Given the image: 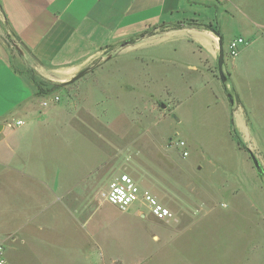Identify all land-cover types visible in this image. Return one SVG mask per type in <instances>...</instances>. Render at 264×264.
I'll return each mask as SVG.
<instances>
[{"label":"rangeland","instance_id":"rangeland-1","mask_svg":"<svg viewBox=\"0 0 264 264\" xmlns=\"http://www.w3.org/2000/svg\"><path fill=\"white\" fill-rule=\"evenodd\" d=\"M207 1L200 20L219 30L226 86L219 58L204 44L165 32L122 53L111 47L103 56L110 60L43 97L50 103L41 121L91 122L107 137L99 136L100 151L76 143L73 158L111 160L115 176L130 175L173 213L166 223L145 203L128 212L108 204L107 230L99 236L104 252L93 248L87 264H264V177L252 158L264 168V58L251 18L264 0ZM239 38L248 45L232 57L229 44ZM0 39L13 66L41 81L37 62L9 33L1 11ZM55 96L59 102H51ZM241 117L251 124L250 137ZM97 189L101 202V182ZM9 237L0 236L7 264L54 262L30 257L25 243ZM69 256L61 264L77 260Z\"/></svg>","mask_w":264,"mask_h":264},{"label":"crops","instance_id":"crops-1","mask_svg":"<svg viewBox=\"0 0 264 264\" xmlns=\"http://www.w3.org/2000/svg\"><path fill=\"white\" fill-rule=\"evenodd\" d=\"M205 7H211L207 0H0L9 33L37 62L38 77L63 85L111 47L122 53L123 43L149 31L151 36L127 46L165 32L188 33L219 58L220 38L194 26L209 25L200 20ZM255 15L251 18L264 58V8ZM35 80L13 66L0 39V236H10L14 245L21 240L30 257L61 264L60 257L71 255L77 260L64 264H87L93 248L104 252L99 236L109 217L102 211L112 206L106 195L120 175H114L111 160L73 158L72 146L78 142L81 149H104L99 136L105 135L91 122L41 121L44 99ZM19 120L24 124L9 126ZM240 121L250 137V122ZM137 214L146 216L141 209Z\"/></svg>","mask_w":264,"mask_h":264},{"label":"built area","instance_id":"built-area-1","mask_svg":"<svg viewBox=\"0 0 264 264\" xmlns=\"http://www.w3.org/2000/svg\"><path fill=\"white\" fill-rule=\"evenodd\" d=\"M245 45H248V43L242 38L232 41L229 44L230 55L232 57L237 56L239 49ZM59 101L60 98L55 96L51 102ZM49 103L50 102L43 100L41 107L46 108L49 106ZM23 124L24 122L19 120L11 122L9 126L15 128ZM178 146L184 148L186 144L180 141ZM187 155L188 153L184 151L183 156ZM106 201L121 212H128L131 206L136 202L145 203L152 214L161 222L169 223L173 220V213L170 209L162 205L149 191H142L140 186H138L134 179L128 174L120 175L110 184L109 191L106 195ZM0 264H7L4 258V248L2 245H0Z\"/></svg>","mask_w":264,"mask_h":264},{"label":"water","instance_id":"water-1","mask_svg":"<svg viewBox=\"0 0 264 264\" xmlns=\"http://www.w3.org/2000/svg\"><path fill=\"white\" fill-rule=\"evenodd\" d=\"M216 35L220 38V34H216ZM112 57H113V55H109L107 57H101V58L97 59L89 67H87L86 69H84L83 71L78 73L75 77H73L70 81L66 82L64 85L63 84H61V85L65 86V85H71V84L75 83L76 81L85 77L90 71H93L94 69L99 67L104 62L110 60ZM218 71H219L220 78H221L222 82L226 86L229 78L224 72V50H223V44H222L221 38H220V47H219ZM252 158L254 159L255 167L258 170L259 174L262 173L263 166L261 165V163L258 161V159L253 154H252Z\"/></svg>","mask_w":264,"mask_h":264},{"label":"trees","instance_id":"trees-1","mask_svg":"<svg viewBox=\"0 0 264 264\" xmlns=\"http://www.w3.org/2000/svg\"><path fill=\"white\" fill-rule=\"evenodd\" d=\"M190 25H193V24H190ZM194 26L199 27V28H204L206 30H210V31H212V32H214L216 34H219L218 28L214 27L212 24H210V25H202V24L195 23ZM152 34L153 33L151 31L143 33V34L139 35L136 38H132V39L127 40L126 43H123V44H126V46H127L129 44L135 43L139 39L145 38L147 36H151ZM15 38H17V37H15ZM17 40L19 41V39H17ZM35 84H36V87L38 89V96H40V97H45V96L49 95L50 93L59 90L63 86L61 84H56V83L47 81L45 79H42L41 81H36L35 80ZM262 170L263 171H262V173H260V175L262 177H264V168H262Z\"/></svg>","mask_w":264,"mask_h":264}]
</instances>
